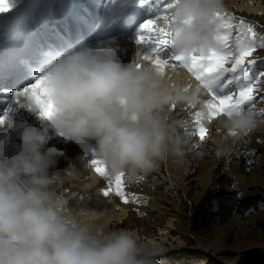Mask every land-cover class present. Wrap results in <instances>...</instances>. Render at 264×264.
I'll use <instances>...</instances> for the list:
<instances>
[{"label": "bare ground", "instance_id": "bare-ground-1", "mask_svg": "<svg viewBox=\"0 0 264 264\" xmlns=\"http://www.w3.org/2000/svg\"><path fill=\"white\" fill-rule=\"evenodd\" d=\"M10 7L0 12V149L8 154L14 152L19 144V134L25 128H39L46 132L48 147L55 146L60 154L54 157V163L49 168V174L59 173L63 179L60 187L61 195L67 200L68 209L73 212L83 211L85 218L92 217L94 225L104 231L127 230L132 233L142 244L157 247L162 251H169L175 247L195 249L190 254V262L205 264L215 256V264H223L225 252L229 250L226 244L229 234L241 232L246 239H255L264 242V233H257L255 224L264 228V216L251 221V227L245 223L238 227L228 224L219 227L225 228L220 236L215 235L216 229L210 231L209 237H204L202 231H192L188 226L189 218L199 212L201 205L205 204L206 195L220 189L221 172H233L240 167L246 158L253 157L256 152L255 140L264 142V121L250 133L241 137H230L224 127V117L221 114L205 121L208 129L203 142L199 136L194 135V140H189L191 135L186 129L196 127L195 113L206 112L204 104L211 99L208 93L195 77L184 67L176 62L165 66L164 76L173 85H182L189 89L199 87L198 96L200 103L195 105H176L170 108L166 118L173 124L174 134L183 130L184 155L181 158L170 156L162 163L158 170L161 178L167 179L173 186L172 190L179 199L172 206H166L154 200L151 194L136 192L129 176L125 175L126 184L123 191L128 197V203L110 192L108 197L99 193L100 189L113 188L109 179L114 182L115 176L102 177L95 171L97 166H105L96 151L95 141H81L79 143L67 139L61 129L48 119L40 115L38 106H34L32 99L22 92L28 85L34 83V69H41L47 50H68L86 44L101 54H111L122 64L151 63L142 59L144 55H153L154 45L150 42L138 40L140 24L149 18H156L160 13L159 6H154L155 0L141 5L139 0H8ZM220 12L225 16L235 17L231 20L233 25L239 24L243 17L254 24L257 39L264 37V0H221ZM135 18V22L132 20ZM121 19L119 28L113 23ZM133 24L130 25V23ZM138 22V23H137ZM221 34L229 36V46L235 48V29H222ZM175 49L171 46L158 51L156 54L162 59L173 55ZM250 59L255 62L248 67L250 79L264 72V49H258ZM176 64L173 67V64ZM152 64V63H151ZM225 68L231 67V60L224 64ZM230 73H224L229 77ZM262 87V85H261ZM232 91H238L235 84L230 86ZM228 94H231L229 92ZM256 94L252 105L245 104V108L256 109L263 113L264 103L256 102L260 97ZM262 95V94H261ZM256 105V106H255ZM251 142V138H254ZM200 144L199 148L195 145ZM226 148V154L209 159L199 167L195 176L194 162L186 166L187 153H191L192 161L213 150ZM193 150V152H192ZM190 152V153H189ZM197 152L203 153L197 155ZM95 153V154H93ZM262 158L259 157V160ZM92 159H98L101 164L91 165ZM258 168V167H257ZM264 169V167H263ZM157 170H155L157 172ZM237 172V171H236ZM242 177H243V172ZM240 174V173H239ZM252 182L243 186L248 192L261 191L264 194V170L256 174L249 173ZM194 178L197 182L194 183ZM242 179H245L244 177ZM226 188L224 192L229 191ZM262 189V190H261ZM149 204L145 208L144 205ZM140 206L145 211V217L153 214L154 209H163L168 215L164 224L157 228L158 234L148 233L144 226L153 222L142 221L136 223L134 210ZM185 216L188 221L181 218ZM187 216L189 218H187ZM198 216V215H197ZM215 226V225H214ZM212 227V226H209ZM215 237L218 238L215 239ZM203 239V240H201ZM253 239V240H254ZM258 241V242H259ZM210 258V259H209ZM160 260V257H159Z\"/></svg>", "mask_w": 264, "mask_h": 264}, {"label": "clouds", "instance_id": "clouds-1", "mask_svg": "<svg viewBox=\"0 0 264 264\" xmlns=\"http://www.w3.org/2000/svg\"><path fill=\"white\" fill-rule=\"evenodd\" d=\"M220 8L221 0H178L170 10L175 51L216 48ZM44 55L34 82L51 90L48 120L67 139L95 141L109 175L147 176L170 156L183 157L184 141L166 116L172 105L200 103L196 89L173 85L151 63L122 64L86 44ZM259 123L252 108L224 117L234 138ZM47 143L46 132L32 127L20 132L14 152L0 149V264H160L159 248L127 230L104 232L83 211L68 209L63 179L49 174L60 150H45Z\"/></svg>", "mask_w": 264, "mask_h": 264}, {"label": "snow or ice", "instance_id": "snow-or-ice-1", "mask_svg": "<svg viewBox=\"0 0 264 264\" xmlns=\"http://www.w3.org/2000/svg\"><path fill=\"white\" fill-rule=\"evenodd\" d=\"M151 0H139L141 5L150 3ZM178 0H155L154 6H159L160 13L156 18L144 20L139 26L140 35L138 40L142 42H150L154 45L152 48L153 55H144L145 61H150L161 74L165 72V66L170 62H176L180 66L186 68L199 82L208 93L211 94V99L204 104L206 112L197 111L195 113L196 127L186 129L188 135H198L200 142H203L208 129L205 127V121H210L214 117L221 114L231 116L233 113H238L245 104L252 105L255 96L260 91H264L261 87L264 82V72L256 75L255 79H250L247 66L254 64L255 60L249 57L258 49H264V37L257 39L254 32V24L246 21L245 18H239V24L233 25L231 20L235 17L225 16L220 11L216 13L219 18L214 39L217 47L210 48L207 53L195 51L184 54L174 52L167 59H162L156 53L164 48L171 46L173 49L174 37L178 35V31L173 30L175 17L171 16L170 10L175 7ZM10 7L8 0H0V12L6 11ZM222 29H235V48L229 46V36L221 34ZM231 60V67L225 68L224 64ZM140 65L138 64L137 67ZM173 67L176 66L174 63ZM230 73L229 77H225L224 73ZM235 84L238 91H232L230 86ZM187 90V89H186ZM199 91V87L197 88ZM22 92L35 101L40 109V115L46 119L51 118L49 108L52 107L48 102V97L51 90L42 84L40 80L28 85ZM231 92V94H228ZM176 105H172L174 109ZM3 118H0L2 121ZM201 145H195L199 148ZM95 154V153H93ZM203 153L197 152V155ZM101 164L98 159H92L91 165L96 166ZM95 171L102 177L108 178L110 175L106 166H97ZM125 174L119 173L115 175L114 182L109 179V184L114 183V189H100L99 193L104 197H108L110 192L115 191L116 195L123 199L124 203H128V197L123 191L126 184L124 179Z\"/></svg>", "mask_w": 264, "mask_h": 264}, {"label": "rangeland", "instance_id": "rangeland-1", "mask_svg": "<svg viewBox=\"0 0 264 264\" xmlns=\"http://www.w3.org/2000/svg\"><path fill=\"white\" fill-rule=\"evenodd\" d=\"M261 85L262 88H264V82H262ZM259 95L260 97L256 105L261 102L264 103V91H260ZM262 115L263 113L257 112L258 119L264 121V116ZM184 133L183 130H178V134H175V136L183 140ZM254 139L255 137L251 138V142L254 141ZM189 140L193 141L194 135H191ZM255 144L261 146L255 147L256 152L253 157L243 160L240 167L236 168L233 172H221L220 189L213 190L206 195L205 204L201 205L199 212L194 214L191 218L187 216L189 221L182 215L181 218L184 222L185 220L186 222L188 221V226L192 231H202L204 237H209L208 228H210V231L215 228V235L220 234L221 236L225 234L222 233L225 228L219 227L222 224H231L233 227H238L240 224L243 225L245 223L247 226L251 227V221L264 216V194L261 191L253 193L250 189H247L249 191L245 192L242 189L245 184L253 180L249 173L256 174L264 170V142L258 139L255 140ZM185 148L187 149L188 146L184 145V149ZM205 151L204 155L194 159L195 161H192L191 153L189 152L190 157L187 153V159L190 161H186V166L189 167V164L194 162L193 166L195 169L193 172L194 174H192L193 176L196 175L198 168L202 167L209 159L226 154L225 147L217 150L216 154L213 150L207 153H205ZM261 156L262 158L259 160ZM161 169L162 163H160L158 167V170ZM158 170L147 176L140 175L129 177L131 186L136 192L151 194L157 202L166 206H172L173 202L179 198L176 193L171 191L173 186L169 184V181L161 178ZM241 172H243V177L245 179H242ZM195 182H197V180L194 178V183ZM227 187L230 188V190L228 189L229 191L224 192ZM144 207H149V204H145ZM144 210L142 211L140 206L134 210L136 213L134 221L137 224L142 221L153 222L150 226H144L146 228L145 230L151 234L161 233L160 231L157 232V228L161 227L169 216L163 213V209L159 210L156 208L152 210L153 214H149L148 217H145ZM254 227H257V233H264V228L259 224H255ZM215 239L218 240L217 237H215ZM253 239H246L241 232L230 233L229 241L226 244L229 250L224 253L226 262L223 264H264V242L259 240L258 242ZM194 250L195 249L185 247H175L169 251L164 250V254L160 256V264H197L195 261L190 262V254ZM210 258L211 260H208L205 264H215L217 262L215 256H210Z\"/></svg>", "mask_w": 264, "mask_h": 264}]
</instances>
